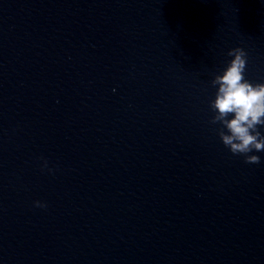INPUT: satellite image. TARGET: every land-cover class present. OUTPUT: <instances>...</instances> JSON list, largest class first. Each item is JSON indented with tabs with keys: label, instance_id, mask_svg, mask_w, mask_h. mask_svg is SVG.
I'll return each mask as SVG.
<instances>
[{
	"label": "water",
	"instance_id": "95a60500",
	"mask_svg": "<svg viewBox=\"0 0 264 264\" xmlns=\"http://www.w3.org/2000/svg\"><path fill=\"white\" fill-rule=\"evenodd\" d=\"M236 47L264 83V0H0V264H264V151L210 123Z\"/></svg>",
	"mask_w": 264,
	"mask_h": 264
},
{
	"label": "clouds",
	"instance_id": "9594fccd",
	"mask_svg": "<svg viewBox=\"0 0 264 264\" xmlns=\"http://www.w3.org/2000/svg\"><path fill=\"white\" fill-rule=\"evenodd\" d=\"M231 59L210 85L216 88L209 102L213 113L210 123L219 125L217 135L233 155L244 156L245 163L259 164L260 157L249 155L264 151V83H252L245 78L247 52L240 47L229 49ZM46 166V162H45ZM37 207H44L35 202Z\"/></svg>",
	"mask_w": 264,
	"mask_h": 264
}]
</instances>
